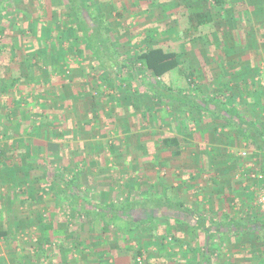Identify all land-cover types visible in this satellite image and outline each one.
<instances>
[{"label": "rangeland", "instance_id": "rangeland-1", "mask_svg": "<svg viewBox=\"0 0 264 264\" xmlns=\"http://www.w3.org/2000/svg\"><path fill=\"white\" fill-rule=\"evenodd\" d=\"M42 1L49 8H53L58 0ZM89 4L102 7L105 11L103 16L110 21L111 32L114 31V34H111L113 47L120 55L119 65L108 66L114 63L113 57L111 59V56H108L107 67L100 68L95 57L93 58L95 55L90 53L89 44L75 24L71 33L75 41L72 40L74 42L68 44L70 33H64V38L67 39L60 41L55 48L57 52H53L56 57L54 62L45 60L46 65L39 76L31 74L16 82L23 87L27 110L31 107L32 118H27L26 127L33 126L34 133L38 135L36 144L40 145V152L38 148L30 147L33 154L29 155L26 164L23 161L20 163L21 148L16 140L13 144L10 138H19L28 133L22 131L23 108L14 109L15 113L11 114L12 122L10 119L4 121V111L0 110V154H3L0 156V212L4 214L20 211L31 219H37L38 214L42 213L43 230L56 232L57 226L66 230L61 244L68 246L69 250L60 251L58 256H55L53 251V258L43 257L46 264L73 263L74 260H70L74 257L73 254L75 259L84 257L81 247L86 241L91 243L89 250L84 251L91 254V257L85 254L90 257V264L99 263V259L103 264H153L154 257L160 252L157 251V246L149 241L152 242V234L163 233L164 228L172 224L171 221L162 220L155 227H150L153 224L150 222V226L140 227L142 232H138V228L121 231L113 226L103 225L92 217L80 215L47 188L43 178L44 163L40 158L45 159L46 163H52L55 171L63 175L71 176L76 173L77 194L99 203L106 200L119 202L138 194L144 195L150 187V180L157 181L158 177H161L156 170L152 171L148 167L150 159L145 152L150 150V140H147L149 134H153L151 131H154L155 135L173 131L174 122L178 121L179 117L185 125L187 122L189 129L195 128L196 123H192V118L195 114H202L168 97H156L151 93L147 88L148 84L154 83L156 79L136 61L137 54L145 45H162L164 49L177 53L181 66L159 80L163 85L174 90L181 89L182 93L188 95H196L198 89H202V93L207 97L220 93L221 101L236 104L243 115L264 127V0H231V5L225 12L220 11L218 7L209 6L205 0H89ZM4 8L6 10V7ZM93 10L96 11L94 8ZM188 11L208 13L209 16L205 18L206 22L191 26ZM62 13L64 14L63 11ZM62 13L58 14L62 16ZM48 14L50 18V11ZM61 16L56 15L53 18L52 15V20L59 19L57 23L60 24ZM57 28H54L55 31ZM0 31L3 34L1 44L4 38L7 39L6 36L11 34L2 20ZM19 33L22 38L28 35H24V30ZM143 33L152 36L147 40ZM40 45H35L32 52L49 53V47L46 48L45 45V48H42ZM1 49L2 47L0 54L3 52ZM244 54L245 59H250V64L247 60L236 59ZM3 57L0 56V68L6 63L3 69L10 73V77L6 78L0 73V86L4 85L3 79L10 80L11 73L15 71L12 63L5 62ZM55 62L60 68H54V72L51 71V66ZM190 70L194 71V75L190 80H186L184 73ZM219 78L226 81L221 84L218 82ZM220 85L223 87L222 91L219 90ZM29 87L33 89L30 90ZM40 113L46 114L47 120L53 119L55 122L50 125L45 120L46 124L42 126L35 123L31 125L29 121L32 119H35V122L40 120ZM203 116L198 119V128L214 127L217 130L218 127L224 132L223 128L226 127L227 131L231 132L221 119L211 118L207 114ZM164 118H169L168 121L172 123H163ZM211 121H214L213 124ZM220 131L218 132L221 133ZM233 138L234 153L231 159L235 161L236 168L228 173L232 174V180L227 181H232L235 187L230 188V194L233 196L225 198L240 202L238 192H244L242 187L251 192H247V199L252 202L249 208L258 209V195L264 192L262 157L242 137L235 135ZM12 149L15 150L13 153L10 151ZM138 149L140 150L137 153ZM242 150L247 153L245 158L238 154ZM244 169L258 171L263 175V179L255 181L241 178ZM169 176L171 177L170 173ZM239 181L240 188L237 186ZM222 182L224 183L220 179L219 183ZM214 188L216 191L220 190ZM154 190L174 198L187 194L185 196L193 200L200 192L204 205L208 204V198L211 196L210 192L193 187L182 191L180 187L165 189L155 186ZM224 190L228 192L229 188ZM213 207L212 210L215 209L213 211L219 213L216 206ZM261 211L264 212L263 209ZM146 212H143L142 216H145ZM249 215L243 218L247 220ZM51 219L54 220V227L56 226L54 230L51 227ZM27 232V242H30V239H38L35 237L36 232L30 233L29 229ZM196 238L199 240L201 237ZM263 238V235L261 241L254 238V244L260 243L261 251L264 250ZM104 239L105 242H102ZM125 243L132 247L128 252L124 248ZM33 245L27 246V251L32 253L29 254L32 257L31 264H39L37 261L42 255L38 256L37 253L35 256V249H30ZM139 246L143 250L142 255L136 256L133 252ZM100 249L105 255L100 253ZM245 253L242 251L235 254H240L242 258L251 252ZM135 257H141V263H136ZM221 259L223 258L220 256V263ZM252 259L254 263L260 260L253 256ZM177 260L180 261V257L173 259L172 264L177 263ZM238 260L239 258H236V261ZM172 261L164 258L161 263L170 264Z\"/></svg>", "mask_w": 264, "mask_h": 264}, {"label": "crops", "instance_id": "crops-1", "mask_svg": "<svg viewBox=\"0 0 264 264\" xmlns=\"http://www.w3.org/2000/svg\"><path fill=\"white\" fill-rule=\"evenodd\" d=\"M4 7H6V10H4L5 9ZM93 8L96 10L95 12ZM49 11H50V18H49V14L47 15ZM62 11L64 12V14L62 13ZM5 12H7L6 13L7 15L5 14ZM59 12L60 14L62 13L63 15L61 16L60 14H58ZM82 12L84 13L83 17L86 20L87 25L89 27H92V25L90 22V18H87L89 17L88 15H90V13L93 14V16L100 15L102 24H104V26L107 29H109L107 35L112 41L111 34H114V31L111 32L112 28L110 27V21L106 20L105 18L106 16L105 17L103 16V12L105 11L102 7H99V5L95 6L88 4L87 5L88 13L86 14L84 10H82ZM52 15L53 18L56 15H58L59 17L61 16L60 24L57 23L59 19L58 21L56 19L55 21L52 20ZM13 19L16 22L12 21ZM0 20L6 23V30L8 29L9 33H11L8 35L9 38L8 36H6L7 39L4 38V40L0 44V47H2L1 50H3L0 56L5 57L6 59L5 62L8 61L9 63H12V66H14L15 68L14 71L15 74H13L14 72L11 73L12 74L11 78L13 77L18 78L17 81H20L23 78L26 79V77L30 76L31 74L34 76L37 75L39 76L40 71L46 65L44 62H47L48 60H52L54 62L56 57L53 54L57 52L55 48L58 46L60 41L65 39L64 33L65 35L68 32L70 33V36H68L69 35L68 34L67 35L68 39L67 38L66 39L68 44H72L75 41V39L74 38L72 39L71 33L72 31H74V27L76 26L75 24L79 23L78 22L79 20H77L76 16L72 14V11L68 6L66 0H58L57 3L53 6V8H49L46 4L43 3L42 0H36V1L2 0L0 4ZM44 28L46 29V32H44ZM54 28H57V30L55 31ZM23 30H24V35L28 34L26 35L25 38H22V35L19 33V32H23ZM145 35L146 34L143 33V36ZM45 37L47 39H45ZM49 37L51 38L48 39ZM38 44H41L40 47L42 48L45 45L46 48L49 47V53H46L44 51H41L36 54L33 53L32 51H34L35 45ZM144 48H148V47H146V45L144 47L142 46L140 50ZM115 53H116V59L119 60L120 55L116 52V50ZM245 56L246 55L244 54L241 57H237L236 59L237 60L240 59L243 61L247 60L248 63L250 64V59L249 58L245 59ZM62 60L65 61L63 57ZM59 61L61 62V60ZM56 62L53 63L54 66L52 64L51 67L53 70L51 71H54V68H56V70L60 68V65L57 66ZM4 64L0 68V73L2 76L5 75L4 77L9 78L10 73H8V71H5L3 69V66H6V63ZM31 68H33L32 72H31ZM48 73L51 74L50 71ZM6 78L3 79L4 85L2 84L0 86V110L4 111L2 112L4 117L3 119L4 121H8L9 119L11 120L12 118L11 114L15 113L14 109L17 110L18 108L21 110L23 108L21 111L24 113V119H23L24 123L22 124L24 129L22 131H28L27 134L25 133L24 136L22 135L19 138L18 137L10 138L11 142L14 144V141L16 140L15 142L17 143L19 148H21V151L19 153L20 155L21 154L26 155V153H24L26 152V150H28V154H33L31 153L30 147L38 148L39 151L40 145L36 144L38 135L34 133L31 127L30 128L28 126L26 127L27 118L28 117L32 118V116H30L31 107L29 108V110H27L28 109L26 107L27 103H25L26 97L22 90L23 87L21 85L19 86L16 83L17 81L12 83L11 82L12 79L7 80ZM221 80L222 78H219L218 80V82H221V84L226 81L225 79H223L224 81ZM23 86L26 87L25 85ZM31 88L33 89V87ZM31 88L29 87L28 89L32 90ZM221 88L223 87H221L220 85L219 89ZM200 91L202 97H207L202 93V89H200ZM151 93L157 97L156 94H154L153 92ZM165 98L167 99L166 96ZM231 105L236 106V104H231ZM204 114L207 113H200L201 116L196 114L194 115V117L192 118V123L193 122L196 123L194 125L196 127L195 128L193 127L192 129H189L187 127V122L185 125V123L182 122L183 119L179 117L178 121L174 122V127L172 126L173 129L171 128L173 131H169L167 133H164L163 135H157V134L155 135V132L151 131L153 134L151 135L149 134L147 138L148 141L150 140L149 143L150 150L145 153L148 155V158L150 159V162L148 164L150 170L151 169L152 171L156 170V172H158V174L161 176L158 177L160 180L159 179H157V181L150 180L149 185L150 187H152V189H150L149 187L148 189L149 191L155 192L154 190L155 186L162 187L165 189L180 187L182 191L183 190L186 191V189H190L192 187L197 189L199 188L202 191L205 190L211 193V196L208 198L209 200L208 204L204 205V203H202L203 199L202 196L200 195V192H198L196 197L194 198L197 204L195 202H192L194 200L191 197L185 196L187 194L183 196L179 195L178 198H174L168 195L167 193L158 192L157 195L160 193L163 196L167 197L168 195V197L169 196L172 197L173 200L177 199L185 206L189 207L188 212L186 213L184 211L182 212L180 218L174 219L176 214L175 212H171L170 210L164 209L160 213V212H156V209H151L152 211L147 209L146 212L147 214L145 216L149 215L150 217H153L154 215H156L158 217V215H160L159 219L153 220V222L158 224L159 222H162V220H165V222H167L168 220L171 221L172 224L169 225L168 228H174L175 234H177V236L180 235L181 237L186 238L187 240H193V236L195 235H197L198 238L201 237L198 240V244L200 245L199 247L202 251L206 249L205 250L206 254H208L210 258L209 261L210 264H264V253H263L264 250L261 251L262 248L259 247L260 243L257 244L255 243L256 245L254 244V238L255 239L259 238L261 241L262 235L264 236V222H263L264 212H262L261 209H259V206L258 209L255 208L254 210L252 208H249V204L251 205L252 202L248 201L247 192L248 193L251 192L245 191V189L241 187L240 181L237 183V186H239L238 188L241 187V189L244 190V192L241 191L238 192L240 196V198H238V201L240 202L237 203L236 200H231V198L227 200V198H225L226 196L229 197L231 195L230 188L233 189L235 187L232 181H227V180H232L231 178L232 174H228V173L233 172L234 167L236 168V163L231 158H233L232 153H234L232 146L234 145L235 138L233 137H235V135L237 134L233 132L231 128H229L231 132L227 131L226 127L223 128L224 132H221L218 127L217 130L214 127H212V129L208 127L198 128L197 127V123H199L198 119L203 118ZM207 115L210 116L209 114ZM38 116L40 117V115ZM34 117L36 118L37 115H35ZM210 117L214 118L212 116ZM168 119L169 118H164L163 123L171 124L172 122L168 121ZM34 120L32 119L31 121H29L31 122L30 123L31 125L33 123H35V125H38L41 121L39 120L35 122ZM53 122L55 121L53 120ZM211 122L213 124L214 121ZM218 131H220L221 133H219ZM166 136H171L176 138L178 145L172 147H166L162 145L161 139ZM33 140L35 142H33ZM140 147L141 146H139V148ZM139 150L140 149L137 150V153L139 152ZM10 151L11 153H13L15 150L13 151L12 149ZM38 155L41 156V153H39ZM159 166L161 167L159 168ZM239 168H241V166ZM245 171H249V170L244 169L242 172ZM169 173L171 174V177L169 176ZM220 179H222L224 183L223 182L219 183ZM214 187H217L220 190L216 191L214 190L215 189ZM227 187L229 188L228 192L224 190ZM218 193H221V195H219ZM142 196L143 195L138 194L137 196L134 197H128V200L137 199ZM125 200L126 199H122L119 202ZM108 201L110 200H106L104 202H108ZM113 202L119 203V202H115V200ZM214 205L216 206L217 211L219 213L214 212L215 209H213L214 211L212 210V208H214L213 207ZM246 215H249V219L247 220L246 218H243L246 217ZM192 218L195 220L202 218V219H206L207 221L213 224L223 223L226 225H229L234 222L242 221L247 224H252V225L256 224V226L258 227L256 228V226H252L251 227L252 230H249L247 232L241 231L237 233L234 232L232 233V231H230L225 234L217 233L216 235H214V237L211 240H209V242H207V248H206V245L204 246L202 243L203 233L198 230L193 231L192 229L187 227L189 225L188 222H192L191 224L195 222V220L194 221L191 220ZM50 222H51V227H53L54 230V228L56 227V226L54 227V220L51 219ZM43 224L44 223H43L42 213L38 214L37 219L36 218L31 219L29 215L22 214L20 211L16 213L6 212L4 214L0 212V264H31L32 257H30L29 254L32 253L30 251H27V246L29 244H34L32 247H30V249H32V251L33 249H35L36 251V253H34L35 256L37 253L38 256L42 255L40 259L37 261L40 262L39 264H46L45 263L46 261L43 259V257L53 258V251L56 256L60 251L65 252V250H69L68 246L61 244V240L63 239L66 230H64V228L61 230V227L57 226L56 232L55 230L46 231V229L43 230ZM107 226H112V225H107ZM166 228H164V231ZM27 229H29L30 233L36 232L35 237L38 239H30L34 243H30L31 241L27 242V238L29 237L27 235L28 233ZM104 230L105 229H103V231ZM32 236L34 237V234H32ZM102 242H105V239L102 240ZM149 242L156 245V242L153 239L152 242L151 241ZM90 246L91 243H89V241H86V243H84V245H82L81 247V250L83 252L82 254H84V257L75 259L74 258L75 254H73L72 256L74 257H71L70 260H74V262L73 263L68 262V264H90L91 259L89 258L91 257V254L84 252V251H88ZM147 247L149 248L150 244H148ZM242 251L246 253L250 251L253 255L250 253V255L247 254V257L246 255H243V257L240 258V254H235ZM100 253H103V255H105V252H102V250L100 251ZM220 253H222L223 255ZM85 254L90 257L86 256ZM254 254L256 255L254 256ZM220 256L223 258L221 259V263L219 260ZM252 256L253 258L258 257L260 259L257 261L258 263H254ZM158 257L159 255H156L154 258L156 259ZM202 258L203 257L201 256H196V255L192 256L191 254H183L180 257L179 263L177 262L174 264H202L203 262ZM236 258H239V260L236 261ZM155 259H153L154 263L156 262ZM51 260L53 261L54 259ZM172 263L173 261L170 264ZM97 264H103V263H101V260L99 259V263L97 262ZM160 264H165V263H160Z\"/></svg>", "mask_w": 264, "mask_h": 264}, {"label": "trees", "instance_id": "trees-1", "mask_svg": "<svg viewBox=\"0 0 264 264\" xmlns=\"http://www.w3.org/2000/svg\"><path fill=\"white\" fill-rule=\"evenodd\" d=\"M205 1L209 6L218 7L222 12H225L226 8L231 5V0ZM1 2L2 0H0V4ZM66 2L72 11V14L76 16L77 20H79V23H77L78 28L84 40L91 48L90 53L95 55L94 57L98 66L100 68H106V63L108 62L106 60H108V56H111V59L113 57L114 60V63L109 64L108 66H118L119 63L116 59L113 42L107 35L109 29L102 24L101 16H93L91 13L88 15L89 17L87 18H90L92 27L87 25V22L83 17L84 13L82 10H84L86 14L88 13L87 5L89 4V0H66ZM155 3L156 2H154V4ZM207 16H209L208 13L188 11V21L191 26L201 24L203 21L206 22L205 18ZM151 36V34L146 33L144 37L149 40ZM136 61H138L147 72L155 77L156 80L154 83H149L147 88L156 94L157 97L166 96L170 98V100L176 101L187 108L194 109L199 113H207L212 117L221 119L225 122L226 126L231 128L238 136L246 140L250 146H253V148L259 152L264 164V127L258 122L243 115L237 106L226 104L221 101L219 98L220 93L208 97H202L200 94L201 91L198 89L196 95H188L182 93L181 89L174 90L172 87L163 85L162 81H159L169 75L172 70L181 66L175 51L166 50L161 45L150 46L139 51L136 56ZM184 75L186 80H190L194 75V71H187ZM11 79V82L14 83L18 78L13 77ZM219 90L222 91V89ZM47 118L46 114L40 113L41 121L39 124H41V126L46 124L44 123L45 120L50 125L54 123L53 120H47ZM31 129H33V126H31ZM161 144L166 147L178 145L176 138L171 136L163 137L161 139ZM24 153H26L27 156L21 154L20 163L23 161L26 164L28 157L31 154H27V150ZM1 155L3 154H0V156ZM40 160L44 163L43 178L47 184V188L54 192L58 198L69 204V206H72L75 212L80 215L92 217L93 220H98L103 225H112L121 231L138 228L139 232L142 230L140 227L145 228L147 225H150L148 224L149 222H153V220L159 219L160 217V215H158V217L156 215L153 217H150L149 215L142 216V213L147 211V209L150 211H152L151 209H156V212L160 213L164 209L170 210L176 214L174 219L180 218L182 212L185 211L187 213L189 210V207L185 206L177 199L173 200L172 197H168V195L166 197L160 193L157 195L158 192L149 190H147L140 198L132 200L126 199L119 203H114L113 201L99 203L97 201L82 198L75 191V189L78 188L76 184V173L71 176L63 175L61 172L55 171L54 167L51 166L52 163H46V160L43 158H40ZM37 165L38 163L35 164V166ZM191 220L194 221L195 219L192 218ZM188 223V228L203 233L202 243L204 246L206 245V248L207 242H209V240H211L217 233L225 234L230 231H232V233L241 231L247 232L252 230V226H256V224H247L242 221L234 222L229 225L223 223L213 224L202 218L196 219L193 224H191L192 222ZM156 225L157 223L153 222L150 227H155ZM257 227L258 226H256V228ZM174 230V228L167 227L163 233L152 234L151 238L156 242L157 251L160 252L159 257L156 259L154 258L156 263L160 264L162 261L164 262V258L165 260H176L183 254H191L192 256L196 255L203 257L202 264H210V258L208 254H206V249L202 251L199 247L200 245L196 238L197 235L194 234L195 236H193V240H187L180 235L177 236ZM124 248L127 252L132 249L127 243H125ZM141 251V246H139L133 253H135L136 256H141ZM132 257H134V255H132ZM134 261L137 263L136 257L134 258ZM177 262L179 261L177 260Z\"/></svg>", "mask_w": 264, "mask_h": 264}, {"label": "built area", "instance_id": "built-area-1", "mask_svg": "<svg viewBox=\"0 0 264 264\" xmlns=\"http://www.w3.org/2000/svg\"><path fill=\"white\" fill-rule=\"evenodd\" d=\"M3 37V34L2 32L0 31V41ZM239 156L241 158H245L247 156V153L245 150H242L239 152ZM249 178L251 180H255V181H259V180H262L263 179V175L261 173H259L258 171H245L243 172L242 174V177L241 178ZM258 206L264 210V192H261L259 195H258ZM137 262L138 263H141V258L140 257H137Z\"/></svg>", "mask_w": 264, "mask_h": 264}]
</instances>
